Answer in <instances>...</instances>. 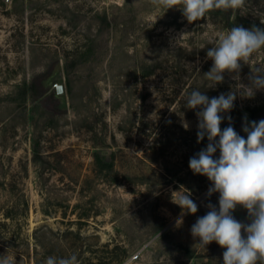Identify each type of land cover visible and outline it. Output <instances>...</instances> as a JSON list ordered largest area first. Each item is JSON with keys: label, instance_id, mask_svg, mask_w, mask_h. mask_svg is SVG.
<instances>
[{"label": "rangeland", "instance_id": "obj_1", "mask_svg": "<svg viewBox=\"0 0 264 264\" xmlns=\"http://www.w3.org/2000/svg\"><path fill=\"white\" fill-rule=\"evenodd\" d=\"M261 20L264 0L192 23L152 0H0V257L223 264L225 249L212 242L205 250L190 232L219 194L207 197L210 182L189 169L208 141L197 143L199 109L184 97L236 90L227 73L207 88L208 40L238 25L264 29ZM250 73L243 65L239 82L248 85ZM224 115L221 129L230 115L247 138L245 118L264 119V90L237 95ZM180 186L199 207L178 227L171 192ZM233 215L248 222L240 206Z\"/></svg>", "mask_w": 264, "mask_h": 264}, {"label": "clouds", "instance_id": "obj_2", "mask_svg": "<svg viewBox=\"0 0 264 264\" xmlns=\"http://www.w3.org/2000/svg\"><path fill=\"white\" fill-rule=\"evenodd\" d=\"M165 12L179 8L189 23L206 19L215 10L243 11L246 0H152ZM264 24V20H261ZM188 34L182 33L180 37ZM211 47L206 57L212 61L209 71L203 74L207 88H215L224 83L225 73L238 83L236 90L209 98L199 89L186 93L184 106L196 110L197 143L207 138V145L189 159V169L194 175L205 176L210 182L206 196L218 193V207L208 202L205 215L198 217L191 226L193 239L199 240V247L216 242L223 251V264H264V119L248 121L242 126L247 138L232 126L231 116H227L228 126L221 129L225 115L234 108L239 95L251 98L256 91L264 90V64L253 67V61L264 53V29L253 25L251 28L233 26L216 31L208 40ZM202 47L201 49H203ZM248 65L251 73L249 84L240 83L239 72ZM185 129L188 125H184ZM219 151L218 158L215 154ZM171 202L181 209L176 221L179 227L183 217L196 214L197 203L190 190L180 186L171 192ZM237 206L247 211V221L237 220L233 213ZM160 241V235L156 236ZM153 243L155 241H152ZM0 264H10L5 255ZM44 264H80L77 254L67 257L47 256Z\"/></svg>", "mask_w": 264, "mask_h": 264}, {"label": "water", "instance_id": "obj_3", "mask_svg": "<svg viewBox=\"0 0 264 264\" xmlns=\"http://www.w3.org/2000/svg\"><path fill=\"white\" fill-rule=\"evenodd\" d=\"M57 92L62 93L63 92V87L62 85H57Z\"/></svg>", "mask_w": 264, "mask_h": 264}]
</instances>
